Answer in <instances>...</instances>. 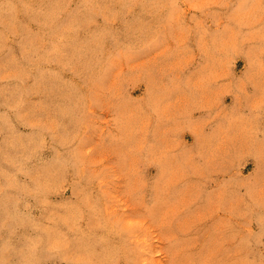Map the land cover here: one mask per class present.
<instances>
[{
	"label": "rangeland",
	"instance_id": "1",
	"mask_svg": "<svg viewBox=\"0 0 264 264\" xmlns=\"http://www.w3.org/2000/svg\"><path fill=\"white\" fill-rule=\"evenodd\" d=\"M0 264H264V0H0Z\"/></svg>",
	"mask_w": 264,
	"mask_h": 264
}]
</instances>
